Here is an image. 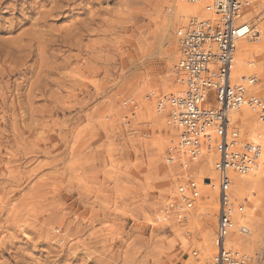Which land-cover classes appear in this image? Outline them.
Masks as SVG:
<instances>
[{
  "label": "rangeland",
  "instance_id": "1",
  "mask_svg": "<svg viewBox=\"0 0 264 264\" xmlns=\"http://www.w3.org/2000/svg\"><path fill=\"white\" fill-rule=\"evenodd\" d=\"M255 3L239 67L255 63L264 96V0ZM177 4L0 0V264L212 261L217 204L203 179L216 173L201 169L210 159L179 160L178 133L157 109L178 88L176 33L188 19L174 18ZM261 168L240 196L232 186L252 234L248 264H264ZM189 179L205 197L180 222L165 209Z\"/></svg>",
  "mask_w": 264,
  "mask_h": 264
},
{
  "label": "built area",
  "instance_id": "2",
  "mask_svg": "<svg viewBox=\"0 0 264 264\" xmlns=\"http://www.w3.org/2000/svg\"><path fill=\"white\" fill-rule=\"evenodd\" d=\"M253 1L210 0L208 8L214 17L194 18L178 29L180 58L176 70L182 75L179 81L183 91L158 102L160 110H168L169 125L179 130L178 149L189 161H200L215 151L219 206L217 253L212 264H247L249 260L243 249L229 247L227 242L237 225L236 215L244 210L232 194L233 175L253 171L262 154L260 145L242 140L239 123L230 122L231 112L243 106L264 120V96L249 91L259 81L257 74L240 81L233 78L236 44L252 31L244 15ZM182 182L178 186L181 203L175 208L173 202L165 209L166 216L178 220L186 219L199 197V185L194 179ZM239 232L249 234L244 226H239Z\"/></svg>",
  "mask_w": 264,
  "mask_h": 264
},
{
  "label": "bare ground",
  "instance_id": "3",
  "mask_svg": "<svg viewBox=\"0 0 264 264\" xmlns=\"http://www.w3.org/2000/svg\"><path fill=\"white\" fill-rule=\"evenodd\" d=\"M256 1L257 0L253 1L247 7V9L245 10V15H244V19L247 21V24L252 27L251 34L248 37L239 40L236 44L235 67H234V71H233V78L235 81H240L241 78L248 77L252 73L257 74L256 65H255V63L251 62V60L245 62V64H246L245 70H242L239 67V63H240L239 61L242 57V54H241L243 51L242 49L245 46V43H247L248 39L251 38L253 33H254L253 25H252L250 18L251 17H255V18L257 17V15H254L257 11L256 10V3H255ZM209 4H210V0H204V1H198V2L193 1V0H178L177 8H175V9H177V12H176L174 18L178 19V20H184V21H186L188 19V21L185 24L181 25V27H183V26L187 25L194 18H209V17L211 18V17H214L212 12L208 8ZM256 23H260V20L257 19ZM177 41H179V40L177 39ZM255 46H256V44H255ZM254 48H258V47L256 46ZM179 58H180V53L178 56L176 66L179 63ZM261 61L263 62L262 77L261 78L264 81V58L261 59ZM176 66H175V71H176V74L178 76V78H177L178 83L176 84V86H178V88L175 90V92L168 93L167 95H165L159 99H165V98L170 99L171 96L176 95V94L180 95L181 92L183 91V86L181 85V82L179 81V80H182L183 78H182L181 74L179 75L177 73ZM258 84H259V81L257 82L256 85L249 88V91L252 95L260 96L256 92V89L259 88V87H257ZM173 97H177V96H173ZM179 98H182V97L179 96ZM179 98H177V99L179 100ZM158 102H159V100H158ZM158 102H157V106H158ZM131 103H133V102L131 101ZM133 104H135V103H133ZM157 109H158V111L163 112L165 114V112H164L165 110H160L159 107ZM165 118H166V115H165ZM230 122H232V123L238 122L239 123L238 128L240 129V135H241V138L243 141H247L248 143H257L262 148L261 157L258 160L257 167L253 171H251L250 173H248L246 175H242V176L233 175V181L235 178H237V186H238L235 195L240 196L243 193V191H242L243 185H244L243 182H245L246 180H251V182L254 183L255 182L254 178L260 174V172H259L260 168L262 167L261 170L264 168V157H263V155H264V147H263V145H264V130H262V127H261V125L264 127V120H261V118L259 117V114H257L256 111L249 108L248 106H243L239 110H235V111L231 112ZM166 123H168L167 126L170 129H173L179 135V130L177 131L176 128H174L172 125H169V122H166ZM248 130H250V132H249L250 136L248 135V132H247ZM254 141H256V142H254ZM260 142H262V143H260ZM176 150L179 152V160H183V164L189 165L190 166L189 168H191V169L195 164L199 163L200 161H203L205 159L206 160L210 159L207 164L201 166V169L204 171L212 172L213 175H215L214 173H216V179L211 180V179H207V178L205 179L204 178L203 183L205 186H207L211 189V192H213L215 194L216 204H217L216 212L218 213L219 203H218V199H217L218 198V192H217V171L215 169V158H216L215 151L211 150L210 153H208L205 156V158H202V160H200V161L191 162V161H189L187 156L182 154V152L178 149V141L176 144ZM183 156H184V158H183ZM212 160L214 161V164H213ZM188 175H189V177H192V174H188ZM211 178H213V177H211ZM199 195H200L201 199L204 198L205 197V191L200 190ZM173 202H174L175 208L178 207L179 204L181 203L180 196H177L176 199L172 200V203ZM172 203H170V206H172ZM190 211H189V213H190ZM189 213L186 215V219L188 218ZM175 219L178 220L177 218H175ZM186 219L185 220H178V221H180V222L186 221ZM239 226L246 227L248 229L249 234L246 236H243L239 232ZM216 227H217V225H216ZM230 233L231 234L229 236L227 245L229 247L243 249V251H244L242 244L245 240H247L249 238V236L251 234L247 223H240L237 221L236 227L234 229H232ZM213 247H214V256H215L217 253L216 234L215 233H214V238H213ZM244 253L249 257V261H250V256L245 251H244ZM214 256H213V258H214ZM212 261H213V259H212ZM212 261L209 264H212ZM249 261L247 262V264L249 263Z\"/></svg>",
  "mask_w": 264,
  "mask_h": 264
}]
</instances>
